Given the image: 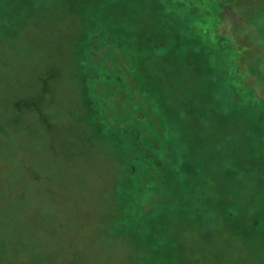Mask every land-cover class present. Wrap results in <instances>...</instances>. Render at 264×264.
<instances>
[{
    "label": "rangeland",
    "instance_id": "obj_1",
    "mask_svg": "<svg viewBox=\"0 0 264 264\" xmlns=\"http://www.w3.org/2000/svg\"><path fill=\"white\" fill-rule=\"evenodd\" d=\"M0 264H264V0H0Z\"/></svg>",
    "mask_w": 264,
    "mask_h": 264
},
{
    "label": "trees",
    "instance_id": "obj_2",
    "mask_svg": "<svg viewBox=\"0 0 264 264\" xmlns=\"http://www.w3.org/2000/svg\"><path fill=\"white\" fill-rule=\"evenodd\" d=\"M123 34H125V35H129L128 33H126V32H123ZM147 87H150V85H149V81H147Z\"/></svg>",
    "mask_w": 264,
    "mask_h": 264
}]
</instances>
